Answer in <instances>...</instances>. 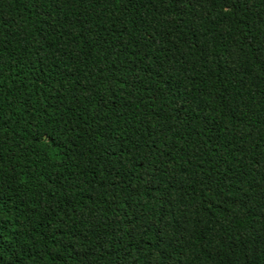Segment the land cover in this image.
Returning <instances> with one entry per match:
<instances>
[{
  "label": "trees",
  "instance_id": "16d2710c",
  "mask_svg": "<svg viewBox=\"0 0 264 264\" xmlns=\"http://www.w3.org/2000/svg\"><path fill=\"white\" fill-rule=\"evenodd\" d=\"M0 264H264V0H0Z\"/></svg>",
  "mask_w": 264,
  "mask_h": 264
}]
</instances>
